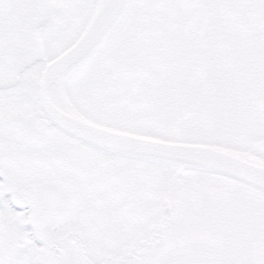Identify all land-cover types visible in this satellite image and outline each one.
<instances>
[{
    "label": "snow or ice",
    "instance_id": "snow-or-ice-1",
    "mask_svg": "<svg viewBox=\"0 0 264 264\" xmlns=\"http://www.w3.org/2000/svg\"><path fill=\"white\" fill-rule=\"evenodd\" d=\"M0 264H264V0H0Z\"/></svg>",
    "mask_w": 264,
    "mask_h": 264
}]
</instances>
